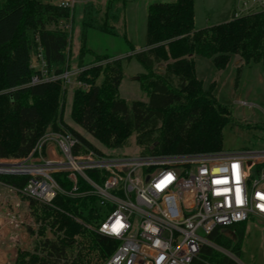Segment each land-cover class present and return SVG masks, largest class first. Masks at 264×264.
Returning a JSON list of instances; mask_svg holds the SVG:
<instances>
[{"label":"trees","instance_id":"obj_1","mask_svg":"<svg viewBox=\"0 0 264 264\" xmlns=\"http://www.w3.org/2000/svg\"><path fill=\"white\" fill-rule=\"evenodd\" d=\"M74 12L43 0H0V160L30 157L48 129L59 131L61 125L84 147L107 154L62 122L61 81L31 85L40 74L35 67L40 51L50 73L60 75L71 68L72 36L61 25L73 24ZM121 13L114 0L107 3L103 17L93 4L83 9L77 66L86 70L77 79L90 89L75 90L77 125L106 150H120L136 136L141 154L222 151L225 127L242 125L232 107L217 99L214 84L206 88L198 78L196 59H210L217 71H224L238 57L243 65L237 70L236 86L243 66L261 64L264 69V12L196 30L194 0L154 3L148 9L147 43L141 51L111 59L87 49L90 30L117 35L114 25ZM89 58L108 62L91 67L86 64ZM133 58L147 71L140 83L148 102L120 98L124 61ZM26 183L24 176H0L6 187L20 190ZM93 201L63 195L50 205L29 200L31 217L39 225L31 234L37 239L33 250L18 251L15 264H105L118 243L89 228ZM245 237V226H240L234 236L217 230L210 239L243 260ZM205 253L215 264H238L222 253Z\"/></svg>","mask_w":264,"mask_h":264},{"label":"built area","instance_id":"obj_2","mask_svg":"<svg viewBox=\"0 0 264 264\" xmlns=\"http://www.w3.org/2000/svg\"><path fill=\"white\" fill-rule=\"evenodd\" d=\"M76 4V0L58 3L72 13ZM261 11L264 0H236L232 17ZM72 27V23L61 25L70 33ZM35 60L40 74L31 85L61 81L67 88L90 89L77 79L86 68L71 65L57 75L48 71L41 51ZM4 175L24 176L27 183L20 190L0 184L9 194L0 202V227L4 219L14 230L29 226L37 232L39 225L28 218L29 200L50 205L58 195L93 199L89 228L118 243L105 264H215L206 250L223 252L243 264L210 239L217 230L234 236L240 226H245V240L254 233L250 228L256 229L264 257V148L101 155L84 147L72 132L49 128L30 157L0 160V176ZM12 200L15 210L9 206Z\"/></svg>","mask_w":264,"mask_h":264},{"label":"rangeland","instance_id":"obj_3","mask_svg":"<svg viewBox=\"0 0 264 264\" xmlns=\"http://www.w3.org/2000/svg\"><path fill=\"white\" fill-rule=\"evenodd\" d=\"M44 2L59 3L61 0H43ZM75 20L71 31V60L72 67L77 69V59L81 49V22L82 12L87 4H93L103 17L109 0H76ZM117 8L122 10L118 23H115L117 35H110L96 30H90L86 40L87 49L99 56H107L111 59L126 58L133 54V51H141L147 43V23L148 9L154 3L174 2L176 0H114ZM236 0H194L195 3V28L200 30L207 26L223 24L228 21V16L234 10ZM255 3L257 0H246ZM125 4V8L123 9ZM257 7V4H255ZM86 64L91 67L105 66L108 60L89 58ZM197 76L205 84V87L215 86L217 99L225 105L232 107L234 117L242 126L232 127L227 125L223 131L222 151H248L260 150L264 148V69L261 64L243 66L238 86L236 79L238 69L243 62L234 57L224 71H217L212 60L197 58ZM144 67L133 58L124 61V79L120 86V98L128 103L134 101L148 102L149 95L142 89L140 76L146 74ZM102 78L99 84L102 82ZM75 88V89H74ZM75 86L62 89V122L69 129L81 133L89 139L91 143L102 152L121 155L136 156L141 153L136 144V136L130 139L129 144L120 150H106L96 139L88 135L76 123L74 117ZM248 126V127H247ZM250 127V128H249ZM255 127H258L257 129ZM62 129L67 130L61 125ZM0 185V202L9 196ZM6 192V193H4ZM4 193V194H3ZM23 200V198L21 199ZM11 202H14L11 204ZM9 206L14 209L16 202L11 201ZM15 212V211H12ZM28 218L33 219L30 216ZM10 229V228H8ZM254 233H250L249 238L243 245V264H264V257L260 247V242L256 240L255 228H250ZM11 230V229H10ZM29 226L24 229L13 231V238L7 247H11L9 262L14 254L19 250H33L36 236L31 234ZM13 239V240H14ZM216 253L223 252L215 251ZM15 264V263H13Z\"/></svg>","mask_w":264,"mask_h":264},{"label":"crops","instance_id":"obj_4","mask_svg":"<svg viewBox=\"0 0 264 264\" xmlns=\"http://www.w3.org/2000/svg\"><path fill=\"white\" fill-rule=\"evenodd\" d=\"M232 15H233V12L231 14H229V16L227 18L228 21L231 19ZM196 69H197V65H196ZM4 189L6 190V188H4ZM6 192L8 193V191H6ZM6 192H4V193H6ZM13 203L14 202H11V204H13ZM12 210H15V207ZM8 228H10V227H8L6 225L5 220L3 219L1 221V227H0V264H8L9 263V259H8L9 256L8 255H9V253H11V247H9V246L7 247V245H10L11 242L16 241L13 238V231H16V230H14L12 228H10L11 229L10 230Z\"/></svg>","mask_w":264,"mask_h":264},{"label":"water","instance_id":"obj_5","mask_svg":"<svg viewBox=\"0 0 264 264\" xmlns=\"http://www.w3.org/2000/svg\"><path fill=\"white\" fill-rule=\"evenodd\" d=\"M17 257H18V253L16 252V253L14 254V256H13V259L10 261V264L15 263L16 260H17Z\"/></svg>","mask_w":264,"mask_h":264}]
</instances>
